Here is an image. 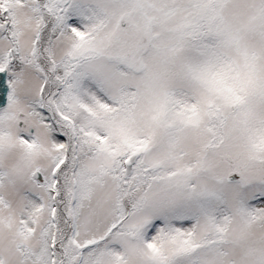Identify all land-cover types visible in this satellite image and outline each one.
Wrapping results in <instances>:
<instances>
[{
    "label": "snow or ice",
    "instance_id": "1",
    "mask_svg": "<svg viewBox=\"0 0 264 264\" xmlns=\"http://www.w3.org/2000/svg\"><path fill=\"white\" fill-rule=\"evenodd\" d=\"M0 264H264V0H0Z\"/></svg>",
    "mask_w": 264,
    "mask_h": 264
}]
</instances>
